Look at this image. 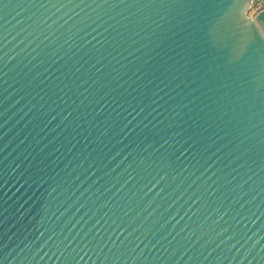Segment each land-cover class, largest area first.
I'll return each instance as SVG.
<instances>
[{
  "label": "water",
  "instance_id": "95a60500",
  "mask_svg": "<svg viewBox=\"0 0 264 264\" xmlns=\"http://www.w3.org/2000/svg\"><path fill=\"white\" fill-rule=\"evenodd\" d=\"M0 0V264H264V8Z\"/></svg>",
  "mask_w": 264,
  "mask_h": 264
},
{
  "label": "rangeland",
  "instance_id": "374dc122",
  "mask_svg": "<svg viewBox=\"0 0 264 264\" xmlns=\"http://www.w3.org/2000/svg\"><path fill=\"white\" fill-rule=\"evenodd\" d=\"M262 2H264V0L253 1L247 13L249 18H254L262 10Z\"/></svg>",
  "mask_w": 264,
  "mask_h": 264
},
{
  "label": "built area",
  "instance_id": "2783aa9c",
  "mask_svg": "<svg viewBox=\"0 0 264 264\" xmlns=\"http://www.w3.org/2000/svg\"><path fill=\"white\" fill-rule=\"evenodd\" d=\"M264 8V2H262V9Z\"/></svg>",
  "mask_w": 264,
  "mask_h": 264
}]
</instances>
